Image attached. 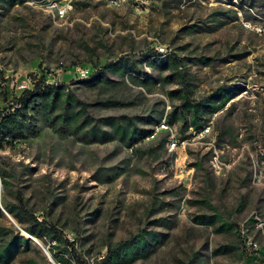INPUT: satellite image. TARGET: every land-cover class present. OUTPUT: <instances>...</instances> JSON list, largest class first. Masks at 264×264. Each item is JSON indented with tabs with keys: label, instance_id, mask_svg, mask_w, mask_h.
<instances>
[{
	"label": "rangeland",
	"instance_id": "rangeland-1",
	"mask_svg": "<svg viewBox=\"0 0 264 264\" xmlns=\"http://www.w3.org/2000/svg\"><path fill=\"white\" fill-rule=\"evenodd\" d=\"M213 8L230 9L235 19L212 33L179 30L211 24ZM0 13V110L37 81L60 85L99 129L110 117L154 131L134 142L101 143L82 134L88 125L51 127L38 116L35 136L3 146L0 211L33 245L12 264L71 263L63 240L72 241L82 264H95L106 244L136 234L149 246L128 264H264V0H24ZM158 47L164 55L210 57L206 65L179 67L195 99L235 87L210 116L207 133L188 128L192 135L179 140L177 125L155 130L176 103L166 90L179 84H140L130 76L169 74L148 65ZM114 62L124 63L122 74L106 69ZM78 70H102L106 83L85 87ZM203 155L194 171L191 163ZM15 193L38 220L54 222L61 241L53 251L63 261L50 258L49 239L30 236L2 210ZM200 214L230 227L196 223Z\"/></svg>",
	"mask_w": 264,
	"mask_h": 264
},
{
	"label": "trees",
	"instance_id": "trees-1",
	"mask_svg": "<svg viewBox=\"0 0 264 264\" xmlns=\"http://www.w3.org/2000/svg\"><path fill=\"white\" fill-rule=\"evenodd\" d=\"M22 1L24 0H0V8L6 11L14 2ZM242 1L243 0H238L235 4L228 0L231 5L235 6H239ZM229 12L230 9L213 8L207 13L211 24L198 21L200 24L194 22L184 24L179 30L186 34L212 33L226 24V20L235 19V14L233 13L234 15L232 16ZM181 48H183V46H181L180 49ZM149 57L147 59L149 66H156L161 70L171 69L169 74L162 77H142L140 79L132 75L130 78L137 79L140 84H151L156 82L168 83L173 81L179 84L178 87L166 90L165 92L168 99L170 101L174 99L176 103H171L170 110L164 115L167 124L177 125V132L180 135L179 140L189 138L192 135L190 132L185 133L188 128H191L194 133L201 130L209 121L210 116L221 110L225 102L234 94L235 87L220 85L199 99H195L192 96V90L190 89L191 83L179 67L185 65V63L196 64L197 62L206 65L210 57L188 55L175 56L172 53L159 55L155 51H153V54L149 55ZM106 67L107 66H105V68ZM123 68L124 63L114 62L106 69L111 71L119 70V73L122 74ZM85 76V78H81L78 81L85 87H99L106 83L102 70L93 71L91 73L86 71ZM106 102L109 101L106 100ZM71 103L72 98L68 93L62 91L60 85L57 86L31 81L29 84L22 87L19 94L7 105V107L0 110V149L3 146H12L14 142H20L28 137L35 136L38 131L35 120L38 116H41V118L45 117L51 127H54L58 122L60 125L70 127L74 131H80L83 127L88 125L82 134L88 136L92 141L101 143L112 139H118L124 143L130 141L134 142L138 138H146L152 131V129H139L136 131L128 122L124 124L118 123L110 117L105 118L103 123L107 128L105 130L99 129L96 124L92 123L91 118L82 114V108L74 110L73 107L75 104L72 103L71 105ZM58 109H60V111L56 112ZM229 109L230 106L225 110ZM218 133H220V131H218ZM163 140H165V136L162 137L159 142ZM204 158V155L202 157L196 156L194 162L191 163L194 171L202 169ZM4 176V172L0 169V182L3 184L5 183ZM169 192H172V190H169ZM1 207L14 219L17 226L24 232L37 239L41 240L47 238L52 242L50 249L46 250L53 261L60 262L64 260L61 257H56V253L53 251L54 241H61L53 221L43 217L38 220L34 217L26 209L23 200L17 193L13 195L12 201H2ZM193 220H195L196 223L215 225L213 228L215 231L221 229L225 230L230 227V224L227 223H216L217 219L214 214L196 215L193 217ZM0 221L3 223V225L0 224V264H12L17 258L23 257L27 249L33 245L30 238L21 235L17 228L6 222L1 211ZM147 234H149L150 240H157L156 234ZM62 242L66 244L68 253L73 258V261L67 264H82L80 260L74 256L72 241L63 240ZM148 246V241H146L144 237H141L140 234H136L127 240L106 244L103 256L96 261L95 264H128L133 258L135 259L136 256H144V252ZM28 262L31 263V261Z\"/></svg>",
	"mask_w": 264,
	"mask_h": 264
},
{
	"label": "built area",
	"instance_id": "built-area-1",
	"mask_svg": "<svg viewBox=\"0 0 264 264\" xmlns=\"http://www.w3.org/2000/svg\"><path fill=\"white\" fill-rule=\"evenodd\" d=\"M58 9H59V8H58ZM157 50H158L157 53H158L159 55H164V53H163V49H162L161 47H158ZM78 73H79L81 76H85L86 71H85V70H78ZM155 130H169V129H168V125H167V123H166L165 121L162 120V121L158 122V123L155 125ZM208 130H209V126H208V125H205V126H203V128L200 130V134H202V133H207ZM153 134H154V131H151L150 134L148 135V137H152ZM215 159H216V155H213V156H212V160L215 161Z\"/></svg>",
	"mask_w": 264,
	"mask_h": 264
},
{
	"label": "water",
	"instance_id": "water-1",
	"mask_svg": "<svg viewBox=\"0 0 264 264\" xmlns=\"http://www.w3.org/2000/svg\"><path fill=\"white\" fill-rule=\"evenodd\" d=\"M3 210V209H2ZM5 214V213H4ZM6 215V214H5ZM6 217L11 221V219L6 215Z\"/></svg>",
	"mask_w": 264,
	"mask_h": 264
}]
</instances>
